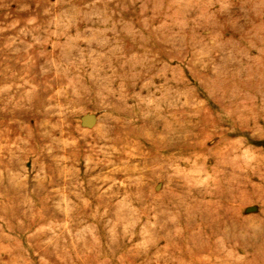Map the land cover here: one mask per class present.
Segmentation results:
<instances>
[{
  "label": "rangeland",
  "instance_id": "374dc122",
  "mask_svg": "<svg viewBox=\"0 0 264 264\" xmlns=\"http://www.w3.org/2000/svg\"><path fill=\"white\" fill-rule=\"evenodd\" d=\"M0 264H264V0H0Z\"/></svg>",
  "mask_w": 264,
  "mask_h": 264
}]
</instances>
